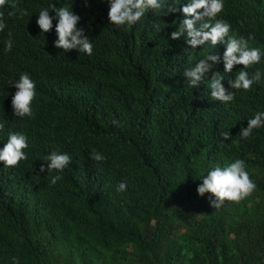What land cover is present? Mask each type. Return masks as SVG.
Here are the masks:
<instances>
[{
  "label": "trees",
  "instance_id": "16d2710c",
  "mask_svg": "<svg viewBox=\"0 0 264 264\" xmlns=\"http://www.w3.org/2000/svg\"><path fill=\"white\" fill-rule=\"evenodd\" d=\"M51 2L10 0L0 9L8 20L0 33V146L10 129L29 136L28 160L0 161V264L11 255L21 264H264V128L239 135L264 109V80L227 105L210 99L206 85L192 88L184 76L202 49L169 38L182 12L149 11L134 26L115 27L108 0H72L95 46L91 56L65 51L54 44V27L43 35L37 24ZM220 15L264 46V0H226ZM22 71L37 81L31 118L14 115L16 89L6 83ZM232 78L222 81L226 87ZM227 130L232 138L223 143ZM94 148L107 158L92 159ZM54 150L73 159L52 185L56 170L40 172L46 162L38 158ZM236 157L246 160L257 188L215 208L214 194L198 193L197 178ZM121 180L126 192L116 190Z\"/></svg>",
  "mask_w": 264,
  "mask_h": 264
},
{
  "label": "clouds",
  "instance_id": "9594fccd",
  "mask_svg": "<svg viewBox=\"0 0 264 264\" xmlns=\"http://www.w3.org/2000/svg\"><path fill=\"white\" fill-rule=\"evenodd\" d=\"M109 24L115 27L134 26L141 22L149 11L160 14L162 12H182L175 30L170 33V39L184 37L185 42L193 50H201L199 58L184 70V76L192 88H199L201 84L206 85L207 95L210 99L219 100L226 105L236 99L238 91H249L254 84L264 80V46L251 43L253 36L238 34L232 23L221 16L225 10L226 0H108ZM10 0H0V9L4 8ZM37 24L45 34L55 28L57 38L54 44L65 51L78 49L91 56L94 51V39L86 33V28L79 22L82 16L73 10L72 0L67 3H49L37 12ZM16 13L10 12L12 16ZM28 10L20 12L21 16L28 15ZM33 14V13H32ZM31 14V15H32ZM55 20V25H54ZM159 31L163 27L158 22L154 25ZM8 29V20L5 13L0 11V33ZM5 51H11L14 46L13 33L9 29L8 37L4 41ZM224 45L222 55L214 51L217 45ZM199 46V47H198ZM223 62V71H212L218 64ZM235 65H243L233 73ZM257 66V67H254ZM251 70V71H250ZM209 73H212L209 78ZM233 74L234 78L229 80V87L222 82L226 76ZM7 86L14 85L15 92L11 95L13 113L16 117H33L34 100L37 97V81L33 79L28 71H22L18 76L7 78ZM9 91L6 92V97ZM247 126L242 127L240 137H250L255 129L264 128V109L255 111L247 118ZM114 125H120L121 121L113 119ZM5 129V124L0 122V133ZM223 143L231 140L230 130L221 133ZM5 136L0 135V141ZM29 136L22 130H9L6 134V142L0 146V161L6 166H16L22 160H28ZM91 157L95 161H104L105 154L95 148L91 151ZM46 163L39 166L40 172L56 170L55 175H50V183L55 185L62 178L65 168L71 165L72 155L68 151L54 150L47 153L42 159ZM35 161V160H34ZM206 173V174H205ZM38 175V174H37ZM40 176V175H38ZM197 179L201 182L197 186L198 193L214 194L209 196L210 204L220 208L226 201L240 202L251 195L257 188L248 170L247 162L242 157H236L226 163L209 166ZM129 184L127 180H121L117 185L118 192H126ZM10 264H21L19 256L8 257Z\"/></svg>",
  "mask_w": 264,
  "mask_h": 264
}]
</instances>
